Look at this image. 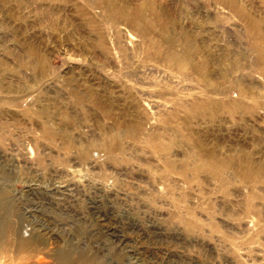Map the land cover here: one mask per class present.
<instances>
[{
	"label": "rangeland",
	"instance_id": "obj_1",
	"mask_svg": "<svg viewBox=\"0 0 264 264\" xmlns=\"http://www.w3.org/2000/svg\"><path fill=\"white\" fill-rule=\"evenodd\" d=\"M0 264H264V0H0Z\"/></svg>",
	"mask_w": 264,
	"mask_h": 264
},
{
	"label": "bare ground",
	"instance_id": "obj_2",
	"mask_svg": "<svg viewBox=\"0 0 264 264\" xmlns=\"http://www.w3.org/2000/svg\"><path fill=\"white\" fill-rule=\"evenodd\" d=\"M21 226V225H20ZM17 228V227H16ZM115 237V236H114ZM116 239L118 240V242L120 241V238L117 236Z\"/></svg>",
	"mask_w": 264,
	"mask_h": 264
}]
</instances>
